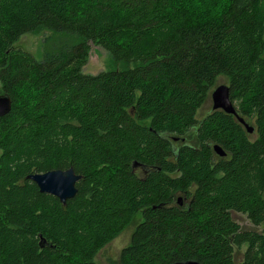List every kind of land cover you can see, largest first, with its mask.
Instances as JSON below:
<instances>
[{
  "label": "trees",
  "instance_id": "obj_1",
  "mask_svg": "<svg viewBox=\"0 0 264 264\" xmlns=\"http://www.w3.org/2000/svg\"><path fill=\"white\" fill-rule=\"evenodd\" d=\"M255 2L230 0L201 26L184 0H0V93L11 98L0 117V264H95L138 214L120 264H264ZM40 29L52 32L41 59L13 45ZM90 43L117 67L84 73ZM218 76L252 133L220 109L197 118ZM25 81L40 89L30 108L15 103ZM68 167L81 178L65 205L26 178ZM182 192L193 194L188 208L175 205Z\"/></svg>",
  "mask_w": 264,
  "mask_h": 264
},
{
  "label": "rangeland",
  "instance_id": "obj_2",
  "mask_svg": "<svg viewBox=\"0 0 264 264\" xmlns=\"http://www.w3.org/2000/svg\"><path fill=\"white\" fill-rule=\"evenodd\" d=\"M193 15H197L195 12ZM52 34L50 30L40 29L38 31L27 32L21 34L19 38L13 43L16 48L22 49L31 53L37 60L41 59L43 56L44 40ZM117 65L112 61L109 53L102 47L90 43V52L86 64L83 66L82 70L84 73L96 74L100 71L107 70ZM227 80L224 76H218L215 80V87L218 84L226 83ZM211 106V100H207L197 112V117L203 113L205 110L209 109ZM249 124H253L249 121ZM255 128V126H254ZM235 220L241 227H250L251 223L243 213H236L234 215ZM135 218L133 221L136 222ZM134 222V223H135ZM132 223L129 224L122 232L112 239L110 242L105 244L95 256V264H115L118 251L121 247L125 246L129 242L130 232L132 230ZM243 248L236 249L234 257L237 260L242 254Z\"/></svg>",
  "mask_w": 264,
  "mask_h": 264
},
{
  "label": "water",
  "instance_id": "obj_3",
  "mask_svg": "<svg viewBox=\"0 0 264 264\" xmlns=\"http://www.w3.org/2000/svg\"><path fill=\"white\" fill-rule=\"evenodd\" d=\"M211 109H220L226 113L233 114L243 124L248 133L254 131V126L246 122L241 116L237 114L236 107L230 99L229 86L226 83L216 85L210 94ZM11 107V98L5 93H0V117L6 114ZM216 154L225 155L224 150L217 144L213 145ZM133 167L138 166V162H134ZM141 168L146 169L145 165ZM27 179L32 180L38 187L40 192L48 193L56 196L59 201L65 205L67 199L72 198L77 188L76 182L81 178L72 167L66 169H51L44 172L30 173L26 176ZM180 199V197H179ZM43 246V244H41ZM171 264H202L196 259H187L174 261Z\"/></svg>",
  "mask_w": 264,
  "mask_h": 264
},
{
  "label": "clouds",
  "instance_id": "obj_4",
  "mask_svg": "<svg viewBox=\"0 0 264 264\" xmlns=\"http://www.w3.org/2000/svg\"><path fill=\"white\" fill-rule=\"evenodd\" d=\"M229 3L230 0H202V2L201 0H184L182 7L189 9L190 23H198L202 26L206 23L218 22ZM177 7L181 5L177 3ZM193 12L197 15H193ZM253 12L255 19L264 24V0H256ZM39 92L40 89L34 84L25 81L14 89L16 105L30 108L37 102Z\"/></svg>",
  "mask_w": 264,
  "mask_h": 264
},
{
  "label": "flooded vegetation",
  "instance_id": "obj_5",
  "mask_svg": "<svg viewBox=\"0 0 264 264\" xmlns=\"http://www.w3.org/2000/svg\"><path fill=\"white\" fill-rule=\"evenodd\" d=\"M208 111L206 110V111H204L203 113H201L197 118H201L204 114H206ZM197 116V115H196ZM140 171H141V173L142 174H146V169H143V168H141L140 169V167H138V168H135L134 169V173L137 175V176H140ZM178 197H180V199L178 198V200L175 202V205H177V206H181V207H186V208H188L189 207V205H190V203L192 202V200H193V194L191 193V192H189V193H187V192H182L181 194H179V195H177ZM135 218H138V219H136V222L135 221H132L131 223L133 224L132 225V230H131V232H130V236H129V240H130V237H131V234H132V232H133V230H134V228L136 227V225H137V223H138V221H139V218H140V216H139V214L138 215H136V217ZM134 218V219H135ZM133 219V220H134ZM135 222V223H134ZM130 223V224H131ZM129 226V225H128ZM122 232V231H121ZM128 244V243H127ZM126 244V245H127ZM125 245V246H126ZM122 248H124V246L123 247H121L120 249H119V251H118V255H119V252H120V250L122 249ZM118 255H117V259H116V263L115 264H120L119 262H118Z\"/></svg>",
  "mask_w": 264,
  "mask_h": 264
}]
</instances>
